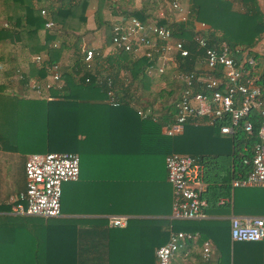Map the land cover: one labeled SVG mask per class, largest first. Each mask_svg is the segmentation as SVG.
Wrapping results in <instances>:
<instances>
[{
    "label": "trees",
    "instance_id": "trees-1",
    "mask_svg": "<svg viewBox=\"0 0 264 264\" xmlns=\"http://www.w3.org/2000/svg\"><path fill=\"white\" fill-rule=\"evenodd\" d=\"M94 1V27L103 30L108 44L111 22L103 18L104 10L110 9L113 17H134L143 24L154 20L156 14L147 7L155 0H143L132 9H122L121 0ZM239 2L241 9L233 10L228 0H191L189 19L209 27L210 44L224 42L230 47H239L245 57L254 60L257 68L261 65L258 82L264 86V58L249 52L264 37V16L255 0ZM89 3L90 0H0V153L11 154L21 165V191L24 190V161L32 153H74L79 158V170L97 166L94 168L97 188L118 189L120 192H127L136 180H131L127 172L120 174L112 164L123 168L137 160H160L167 154L180 153L197 158L204 167L205 192L201 197L208 203V215L264 216V189H232L230 186L232 180L250 170L242 160L251 157L250 148L257 141L255 114L249 118L252 123L250 137L241 131L231 137L222 136L216 127L191 125H185L180 135L161 136L160 126L164 124L162 121L173 117L181 85L173 79L172 70L165 69L162 74L147 76L145 59L134 58L127 53L104 54L102 62L108 65V70L85 71L78 57L86 33L85 12ZM158 9L164 14L170 11L169 0H163ZM40 10H45V17L40 15ZM46 20L52 21L54 27L45 29ZM167 27L172 38L182 41L188 50L190 60L184 59L182 67L190 70L194 56L200 53L192 41L190 23L172 22ZM54 42L58 43L57 48H51ZM69 50L75 62L61 76L63 92L57 94L49 90L47 94L54 98L51 101H46L42 95L37 97L29 90V82L47 80L44 66L57 64L60 56ZM36 55L43 56L41 62L30 61ZM23 61L26 69L15 84L13 78L19 73L18 67ZM121 71L125 73V83L117 89L115 82ZM106 77L112 79V85L107 84ZM107 92H111L118 102L116 107L108 105ZM155 114L160 115L158 123L152 122ZM121 122L132 130L128 141L131 142L134 136L133 141L137 144L134 152H126L122 148L116 150L122 147L121 141L114 142L115 126ZM244 146L247 148L245 151L242 150ZM71 184L74 183L62 185L61 211L69 201ZM221 198L229 199L231 204L218 205ZM111 200L102 199L105 205L99 212L147 213L132 208L140 203L134 202L123 208L124 203L118 206ZM168 203L169 198L163 201L162 214L168 212ZM156 208L155 213H160ZM99 222L102 223L98 220L95 224ZM85 223L86 227L82 226L92 229L91 221ZM168 224L174 231L198 234L194 243H185L188 254L184 256V249H180L173 264H264V239L231 242L228 220L210 218L170 221ZM104 231L103 243L97 241L92 244L86 233L80 234L83 239L77 249L73 245L67 246L70 242L74 244V237L70 238L71 241L62 237V248L56 252L55 264H153V249L163 245L167 238V230L144 225L142 220H129L125 228L106 227ZM204 240L213 244L215 259L201 257Z\"/></svg>",
    "mask_w": 264,
    "mask_h": 264
},
{
    "label": "built area",
    "instance_id": "built-area-1",
    "mask_svg": "<svg viewBox=\"0 0 264 264\" xmlns=\"http://www.w3.org/2000/svg\"><path fill=\"white\" fill-rule=\"evenodd\" d=\"M185 2L169 0V8L176 15L177 22H189ZM40 15L45 17V10H40ZM200 26L205 28L203 23ZM53 27V22L46 20L44 28ZM110 35L112 52L145 59L147 76L162 74L165 69L172 70L173 79L181 85L173 117L170 123L161 128L163 136L180 135L185 125H191L216 127L222 136L231 137L241 131L250 137L252 123L249 118L254 113L258 124L257 141L250 148L251 157L242 160V164L249 165L250 170L244 176L232 180L230 186L232 189L264 188V86L258 82L261 74L251 57H245L239 47H230L224 42L210 44L212 40L207 34L197 30L193 31L192 41L200 53L194 56L191 69L183 70L184 59L190 60V54L182 41L172 38L167 25L143 24L131 16H115ZM50 46L57 48L58 43L54 42ZM102 58L103 54L96 49L83 45L78 61L85 71L93 72L105 68ZM42 59L43 56L36 55L30 61L39 63ZM44 68L48 79L42 82L31 80L28 88L37 97L42 95L46 101H51L54 98L47 94L49 90L57 94L63 92L62 75L58 64ZM15 75L13 81L16 84L21 75L20 72ZM105 81L112 85L110 77H106ZM107 103L111 107L118 105L111 92H107ZM246 149L244 146L242 150ZM78 165L79 158L74 153L27 155L23 166L24 190L7 198L5 205L9 214L42 219L59 218L61 186L77 181ZM164 167L166 181L172 191L169 219H206L208 205L201 197L205 191L202 163L191 156L170 153L164 158ZM217 204L229 205L231 202L221 198ZM107 219L108 226L115 229L125 228L128 223L125 216H110ZM228 224L231 242H257L264 239V217L231 216ZM197 239V233L168 228L166 242L154 250L153 264H172L180 249H184V256L188 254L185 243H194ZM201 255L203 259H210L211 243L208 240L202 242Z\"/></svg>",
    "mask_w": 264,
    "mask_h": 264
},
{
    "label": "crops",
    "instance_id": "crops-1",
    "mask_svg": "<svg viewBox=\"0 0 264 264\" xmlns=\"http://www.w3.org/2000/svg\"><path fill=\"white\" fill-rule=\"evenodd\" d=\"M117 1V0H111ZM122 9L125 8H136L140 2L143 0H121ZM163 0H155L154 3H149L147 7L152 8L156 11L155 18L149 23L161 22L162 25H168L176 21V15L172 11H167L166 14L162 13L158 7ZM168 1V0H167ZM231 2L232 9H241L239 0H228ZM256 1V0H255ZM190 3L191 0H186L184 3V8L187 13V18L192 28V31H200L207 34L209 27L204 24L205 28L200 26V22H193L189 19L190 14ZM264 4V1H263ZM141 9V8H140ZM95 10V1L90 0V3L86 9V33L84 34L81 47L87 46L89 48L96 49L101 54H107L112 52L111 46L106 42L105 35L102 29L96 30L93 23V13ZM110 9L103 11V18L109 23H113L115 17L110 14ZM69 50L64 52L57 64L59 65V71L61 75L66 72L74 64L75 58ZM262 63V62H261ZM105 64V63H104ZM26 63H24V70ZM105 70H108V65L105 64ZM258 72L262 73V67L259 66ZM125 73L120 72L118 80L115 82V87L121 88L125 83ZM160 121V115L155 114L153 116L152 122L158 123ZM171 120H166L162 126H160L159 133L161 136V128L170 123ZM116 128V133L114 134L115 141L120 142L122 147H117L116 150L121 148L126 150V152H134L135 146L137 145L133 140L129 142V135L133 134L129 126L119 123ZM131 131V132H130ZM165 137V136H164ZM180 154V153H178ZM185 155V154H182ZM189 156V155H187ZM135 159L136 156H133ZM192 157V156H191ZM164 158L160 160H151L150 158H145L144 160H129L133 162L131 165L127 166H117L115 163L112 164L114 168L120 174L124 175L127 172V176L131 180H136L133 182V187L127 190V192H120V190H111L97 188L96 175L94 168L95 166H88L82 171L79 170L78 165V178L74 184L69 186L68 203L60 210V216L57 219H42L36 217L28 216H13L9 214L6 207V199L8 196L20 192L23 188V184L17 189H13L11 182L6 179L7 167L11 169L13 165V156L8 153H0V264H55L56 252L62 248L61 241L62 237L65 239H70L74 237V241L68 243L67 246L73 245L77 247L81 244V239H83L80 234L86 233L87 240L90 243L97 241L100 243L104 242V236L102 235L107 224V218L110 216H125L129 220H142L144 225L159 226L162 230H168V222L171 220L170 212L172 205V191L170 185L166 181V171L164 167ZM197 159V158H196ZM8 162V163H7ZM6 167V168H5ZM127 169V171H125ZM10 173V171H9ZM204 181V178H203ZM205 184V183H204ZM64 185V184H63ZM62 188V186H61ZM264 189V188H262ZM205 192V191H204ZM106 195H109L108 197ZM112 199V204L124 205V207H130L132 203H140L133 205V209H141L147 213H121V212H105L104 210L99 212L105 204H102V199ZM169 198L168 212L163 213L162 204ZM107 202V201H106ZM105 202V203H106ZM124 203V204H123ZM167 205V204H166ZM208 205V203H207ZM158 206V207H157ZM157 207V208H156ZM155 208L159 209L160 213H155ZM153 212V213H152ZM207 214V213H206ZM231 216H210L207 214L206 219H224L228 220ZM234 217H264V216H234ZM101 220V222L96 223V221ZM205 220V219H204ZM91 221L92 229H87L86 223ZM82 225H85L82 226ZM168 225V227H167ZM101 227V229H100ZM167 227V228H166ZM110 228V227H109ZM102 231H104L102 233ZM66 236H69L66 238ZM80 238V239H78ZM167 240V238H166ZM71 241V239L69 240ZM206 241V240H204ZM210 243L211 241L208 240ZM66 244V243H65ZM211 243V255L210 258L215 259L214 256V246ZM154 248L153 250H155ZM154 253V251H153ZM184 255V252H183ZM202 257V255H201ZM174 262V260H173ZM173 264V263H172Z\"/></svg>",
    "mask_w": 264,
    "mask_h": 264
},
{
    "label": "rangeland",
    "instance_id": "rangeland-1",
    "mask_svg": "<svg viewBox=\"0 0 264 264\" xmlns=\"http://www.w3.org/2000/svg\"><path fill=\"white\" fill-rule=\"evenodd\" d=\"M18 69H19L20 73H24V61L19 65ZM102 70L105 71L104 68H102ZM19 158H21V156ZM9 164L10 163L6 164V167H7L6 179H8L9 182H11V185H12L13 189H17L22 184V177H23V175H22V167H21V165H19L15 161L14 157H13V165H11V169L10 170L8 168ZM9 171H10V173H9Z\"/></svg>",
    "mask_w": 264,
    "mask_h": 264
},
{
    "label": "water",
    "instance_id": "water-1",
    "mask_svg": "<svg viewBox=\"0 0 264 264\" xmlns=\"http://www.w3.org/2000/svg\"><path fill=\"white\" fill-rule=\"evenodd\" d=\"M256 6L258 7L261 14L264 16L263 0H256ZM249 52L264 58V37L257 41L254 47L249 50ZM244 54L246 55L247 51L244 52Z\"/></svg>",
    "mask_w": 264,
    "mask_h": 264
}]
</instances>
